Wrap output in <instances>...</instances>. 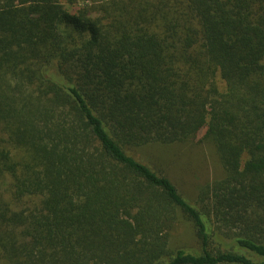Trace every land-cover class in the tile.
Segmentation results:
<instances>
[{
  "label": "trees",
  "instance_id": "trees-1",
  "mask_svg": "<svg viewBox=\"0 0 264 264\" xmlns=\"http://www.w3.org/2000/svg\"><path fill=\"white\" fill-rule=\"evenodd\" d=\"M203 131L195 206L133 153ZM0 264H264V0H0Z\"/></svg>",
  "mask_w": 264,
  "mask_h": 264
},
{
  "label": "rangeland",
  "instance_id": "rangeland-1",
  "mask_svg": "<svg viewBox=\"0 0 264 264\" xmlns=\"http://www.w3.org/2000/svg\"><path fill=\"white\" fill-rule=\"evenodd\" d=\"M204 135L205 131L188 144L147 147L133 154L139 161L167 176L180 194L197 206L202 191L224 174L215 149L202 141ZM173 236L175 245L182 248L199 246L193 227L185 221L178 223Z\"/></svg>",
  "mask_w": 264,
  "mask_h": 264
}]
</instances>
